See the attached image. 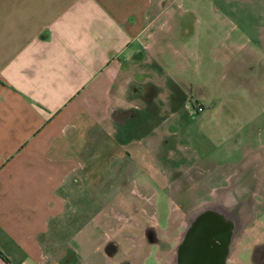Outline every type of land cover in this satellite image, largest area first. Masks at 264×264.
Wrapping results in <instances>:
<instances>
[{
	"label": "rangeland",
	"instance_id": "rangeland-1",
	"mask_svg": "<svg viewBox=\"0 0 264 264\" xmlns=\"http://www.w3.org/2000/svg\"><path fill=\"white\" fill-rule=\"evenodd\" d=\"M149 22L146 50L130 67L135 81L123 93L129 99L133 83L159 88L160 115L149 122L154 131L106 148L114 150L116 160L105 161L110 168L100 187L75 179L66 193L68 212L44 239L46 264L98 261L84 238L90 234L94 242L103 235L95 224L104 216L138 218L137 208L145 207L150 214L156 211L165 228L173 208L168 187L181 171L188 188L199 182L203 201H211L214 186L216 201L228 207L254 201L264 221V164L252 194L240 182L241 173L252 168L249 162L264 161V0H154ZM130 99L132 109L145 107L142 97ZM190 100L199 101L196 108ZM131 188L140 196H132ZM244 210L240 214L246 218ZM251 233L240 234L233 248L243 264L251 263L259 240L260 233ZM147 264H160L155 249Z\"/></svg>",
	"mask_w": 264,
	"mask_h": 264
},
{
	"label": "crops",
	"instance_id": "crops-1",
	"mask_svg": "<svg viewBox=\"0 0 264 264\" xmlns=\"http://www.w3.org/2000/svg\"><path fill=\"white\" fill-rule=\"evenodd\" d=\"M153 2L0 0V264H46L75 179L107 182Z\"/></svg>",
	"mask_w": 264,
	"mask_h": 264
},
{
	"label": "flooded vegetation",
	"instance_id": "flooded-vegetation-1",
	"mask_svg": "<svg viewBox=\"0 0 264 264\" xmlns=\"http://www.w3.org/2000/svg\"><path fill=\"white\" fill-rule=\"evenodd\" d=\"M257 160L249 162L247 166L252 165V168L241 173L240 182L251 194L254 192L253 186L261 181L259 170L264 161L258 163ZM184 174L182 171L175 174V181L168 187L171 189L173 208L167 216L165 228L156 211L150 214L145 207L137 208L141 212L138 218L124 213L104 216L99 219V224H95L103 232L99 239L92 242L90 234H85L84 247L92 246L98 258V261L90 260L88 264H147L154 249L160 264H243L234 258L233 248L240 234L249 237L251 231L260 234L250 264H264V228L259 226L260 206L254 201L245 200L237 202L234 207L225 206L215 200L214 186L210 188L211 201H203L199 182H194L188 188ZM129 193L140 196L139 191L132 188ZM130 204L136 203L132 200ZM241 209L248 213L246 218L241 216ZM218 212L224 215L222 219L213 216ZM128 227L131 228L129 232L121 233L123 228ZM232 227L233 235L228 243V233ZM125 243L127 247L124 248Z\"/></svg>",
	"mask_w": 264,
	"mask_h": 264
},
{
	"label": "trees",
	"instance_id": "trees-1",
	"mask_svg": "<svg viewBox=\"0 0 264 264\" xmlns=\"http://www.w3.org/2000/svg\"><path fill=\"white\" fill-rule=\"evenodd\" d=\"M170 83L173 84V87L177 89V91H183L179 85L176 86L171 80ZM128 93L132 95L131 97H142L145 100V107L142 109H131L122 114L114 110V119L117 122L115 135L116 144H124L135 137H143L151 134L154 131V125H150L151 120L160 115V109L155 102L159 93V88L155 85L150 83L137 85L133 83ZM189 102L195 104V108L196 104L198 105L199 103L198 100H196V102L190 100ZM201 109H203L202 106H200L199 111ZM0 256L6 260L1 251Z\"/></svg>",
	"mask_w": 264,
	"mask_h": 264
},
{
	"label": "water",
	"instance_id": "water-1",
	"mask_svg": "<svg viewBox=\"0 0 264 264\" xmlns=\"http://www.w3.org/2000/svg\"><path fill=\"white\" fill-rule=\"evenodd\" d=\"M213 216H215V217H217V218H223L224 217V215L222 214V213H220V212H218V214H215V215H213ZM219 223H221V221L219 222ZM233 227H232V229L230 230V232L228 233V238H227V241H228V243H230V240H231V237H232V235H233ZM228 243H227V245H228ZM226 249H227V246H226Z\"/></svg>",
	"mask_w": 264,
	"mask_h": 264
}]
</instances>
